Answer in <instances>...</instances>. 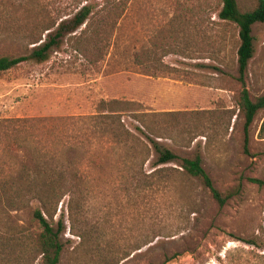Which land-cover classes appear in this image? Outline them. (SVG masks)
<instances>
[{
	"label": "rangeland",
	"instance_id": "374dc122",
	"mask_svg": "<svg viewBox=\"0 0 264 264\" xmlns=\"http://www.w3.org/2000/svg\"><path fill=\"white\" fill-rule=\"evenodd\" d=\"M126 1L101 47L82 34L83 23L46 60L0 72V264H45L14 239L36 228L37 201L26 187L35 162L50 158L63 164L66 180L53 216L65 225L57 264H264V108L245 152L236 23L218 17L219 0ZM256 1L238 0V9ZM85 2L94 10L103 3L0 0V56L29 54ZM251 34L245 86L255 98L264 94V22ZM147 50L154 65L136 60ZM113 112L146 145L138 176L132 143L118 142L100 122ZM163 149L200 153L213 184L238 193L220 206L175 162L159 163ZM6 238L18 251H2Z\"/></svg>",
	"mask_w": 264,
	"mask_h": 264
},
{
	"label": "trees",
	"instance_id": "16d2710c",
	"mask_svg": "<svg viewBox=\"0 0 264 264\" xmlns=\"http://www.w3.org/2000/svg\"><path fill=\"white\" fill-rule=\"evenodd\" d=\"M101 1L103 3L96 10H94V6L88 2L82 4L70 19L61 20L53 31L48 32L46 39L34 46L29 54L0 56V72L28 59L38 62L46 60L50 55V49L54 46H58L61 37L65 33L76 31L83 23H85V27L81 29L82 34L85 36L88 35L87 37L90 38L91 42H94V44H92L93 47H101L103 34L107 33L109 26L110 28L111 26H116L127 4L126 0ZM219 1L221 7L218 11V17L224 21L235 22L238 27L239 44L236 50V60L238 72L237 79L241 84V88L237 94V104L239 111H241L244 117L243 149L245 152H248L250 125L257 111L264 108V94L251 98L245 86L247 64L254 53L253 36L251 34L252 25L257 22H264V0H257L251 9L245 11H240L238 9V0ZM91 18H95L93 23L92 21L90 22V20H92ZM91 27L93 30L88 34L87 30ZM145 53L146 55L137 53L135 56L136 60L139 62L146 60L154 65V63L157 62L155 52L147 50ZM150 71L145 70L144 73L152 74L155 72L154 68ZM114 113L115 112L100 114L102 118L100 122L102 124L104 123L105 128L116 136L118 142H122L123 144L128 142L132 143L130 146L132 149L130 154L132 175L138 176L140 173L138 166H141L146 160V156H143V153H145L147 149L146 145L142 142H135L133 140L135 136L124 128L119 117L115 116ZM137 130L142 131L139 127H137ZM258 134L261 138H264V117L261 121ZM158 162H175L179 166V168H175L178 172L186 178L198 181L208 190L211 197L220 206L224 205L234 194L238 193L236 190L222 191L213 184L210 175L202 165V157L198 152H195L191 156H181L169 149H163L159 151ZM57 163L59 162H57L56 158L47 160L41 159V161L35 162L34 182L32 185L29 184L26 190L28 193L32 194V197L37 201V205L32 210L36 228L32 232L26 233L22 231V236H17L14 239V241L17 242L21 241L20 245L24 246L28 254L34 253V256L40 255L45 264H57L63 247L60 234L65 229V225L62 218L57 219L55 222L53 220L57 205L66 191L64 167L63 164L58 165ZM162 170L164 171L165 169L155 168L152 172L158 173L162 172ZM72 178L75 180L76 174H73ZM72 185L75 189H79L76 188L77 183L72 182ZM1 190H5V184H1L0 191ZM53 223H55V226ZM71 232L80 235L72 226ZM10 237L12 236L10 235ZM11 239L13 240V238ZM11 239L6 238L4 245L2 243V251L5 254L18 251L16 247L11 250L6 248Z\"/></svg>",
	"mask_w": 264,
	"mask_h": 264
}]
</instances>
